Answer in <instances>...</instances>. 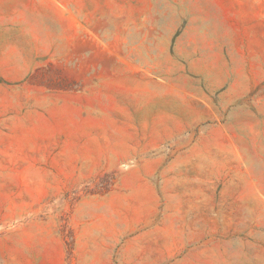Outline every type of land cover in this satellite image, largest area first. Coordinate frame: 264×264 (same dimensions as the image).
Here are the masks:
<instances>
[{
	"label": "rangeland",
	"instance_id": "obj_1",
	"mask_svg": "<svg viewBox=\"0 0 264 264\" xmlns=\"http://www.w3.org/2000/svg\"><path fill=\"white\" fill-rule=\"evenodd\" d=\"M52 6L0 59V264H264V0Z\"/></svg>",
	"mask_w": 264,
	"mask_h": 264
},
{
	"label": "crops",
	"instance_id": "obj_2",
	"mask_svg": "<svg viewBox=\"0 0 264 264\" xmlns=\"http://www.w3.org/2000/svg\"><path fill=\"white\" fill-rule=\"evenodd\" d=\"M68 1L0 0V59L5 55H12L5 54L6 51L17 50L13 43L42 40L43 37L39 36H44L45 27L52 25L53 2L54 9L68 10ZM75 11L78 14V8ZM47 33L50 35V30Z\"/></svg>",
	"mask_w": 264,
	"mask_h": 264
}]
</instances>
